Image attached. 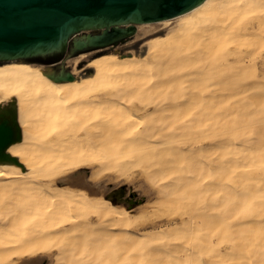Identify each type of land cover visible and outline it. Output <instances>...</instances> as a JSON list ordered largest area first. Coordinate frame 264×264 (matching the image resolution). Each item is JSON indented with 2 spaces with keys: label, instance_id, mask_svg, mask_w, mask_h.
<instances>
[{
  "label": "bare ground",
  "instance_id": "1",
  "mask_svg": "<svg viewBox=\"0 0 264 264\" xmlns=\"http://www.w3.org/2000/svg\"><path fill=\"white\" fill-rule=\"evenodd\" d=\"M159 21L173 24L143 51L99 54L83 74L85 52L73 56L70 80L0 61V117L16 122L14 159L0 158V264H264V0H203ZM149 78L208 100L150 111ZM136 166L163 219L77 183L83 167L97 188Z\"/></svg>",
  "mask_w": 264,
  "mask_h": 264
},
{
  "label": "water",
  "instance_id": "2",
  "mask_svg": "<svg viewBox=\"0 0 264 264\" xmlns=\"http://www.w3.org/2000/svg\"><path fill=\"white\" fill-rule=\"evenodd\" d=\"M202 1L0 0V61L42 63L49 77L70 80L74 75L67 59L97 49L117 50L115 45L133 37L137 23L174 17ZM81 64L79 61L78 66ZM15 123L13 114L11 121L0 117L1 159L12 158L4 149L13 139ZM87 175L86 169L77 183L96 190V185L85 179ZM124 187L108 192L116 198L117 193H124Z\"/></svg>",
  "mask_w": 264,
  "mask_h": 264
},
{
  "label": "rangeland",
  "instance_id": "3",
  "mask_svg": "<svg viewBox=\"0 0 264 264\" xmlns=\"http://www.w3.org/2000/svg\"><path fill=\"white\" fill-rule=\"evenodd\" d=\"M171 24H173V21L171 23H168V25H165L161 21L151 22V26H153V28L146 32L139 31L140 27H138V24H136L137 25L136 28L138 27V29L133 35V37L126 39L125 42L123 43H119L115 45L113 48L117 49V51L120 52L130 51V50L143 51L144 41L148 37L154 34L162 33ZM110 51L111 50L97 49V50L85 52L84 53L85 55H83L81 58L77 60L76 63V67H78L77 71L80 74L85 73L86 68H84V62L99 54H103ZM72 59L73 57L67 59V63L70 64L72 62ZM79 61L82 62L81 66H78ZM149 79H150L149 80L150 83L152 84L151 87L148 88L147 90H143L142 87L140 86L143 91H140L138 94L148 95L151 98L152 102L150 103L149 106L150 111L154 108L153 101H156L161 108L166 107L168 108L169 111H171L174 108V105L177 104L179 100L185 99L186 97H189L194 101H198L199 103L201 99L205 97L208 100V97L205 96L206 94L198 88L192 90L191 93L188 92L181 93L182 91L178 88L177 80L175 82L171 80L165 82L162 80H155L153 78H149ZM147 81L148 80L141 81L140 84L144 86ZM168 87H171V90H168ZM197 107L198 109L201 110H203L204 108L202 104H198ZM198 126L201 128L202 124L200 123L198 124ZM83 168H87L90 174L91 167H83ZM89 174L87 176V179H89ZM89 180L91 182L94 181L92 179ZM97 180H103V178L99 177L98 179H96V181ZM106 184H110L111 187L106 188L105 187ZM121 185H125L124 195L130 198V200L127 201V204L124 202L123 203L125 204V206L131 209L133 213L137 215H143L144 217H152V219L155 218L154 220H159L160 218L162 219L164 218L165 216L163 215V213L165 212L164 198L161 195L158 187L153 185L146 177V175L142 172L140 166L133 167L128 176L117 178L115 175H113L112 178L104 179L102 183L97 186L96 190L92 192L102 191L104 195L109 189L117 188L120 187ZM134 192L136 194L131 195V193ZM176 222L177 224H179L180 220L177 219ZM47 261L48 258L46 257L36 264H46Z\"/></svg>",
  "mask_w": 264,
  "mask_h": 264
},
{
  "label": "flooded vegetation",
  "instance_id": "4",
  "mask_svg": "<svg viewBox=\"0 0 264 264\" xmlns=\"http://www.w3.org/2000/svg\"><path fill=\"white\" fill-rule=\"evenodd\" d=\"M42 64V63H41ZM42 66H45V64H42Z\"/></svg>",
  "mask_w": 264,
  "mask_h": 264
}]
</instances>
